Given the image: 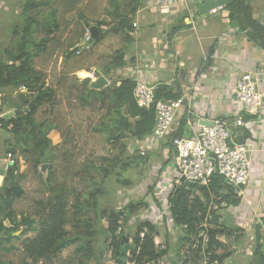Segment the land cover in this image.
I'll return each instance as SVG.
<instances>
[{"label": "crops", "instance_id": "obj_1", "mask_svg": "<svg viewBox=\"0 0 264 264\" xmlns=\"http://www.w3.org/2000/svg\"><path fill=\"white\" fill-rule=\"evenodd\" d=\"M29 1L0 0V31L1 29L6 31L10 27L11 37L16 39L20 36V20L25 17L26 23L22 27L24 34L20 36L21 41H24L30 17L32 23L30 48L39 44L44 37H48L47 48L41 51L42 54L32 50L35 53L34 67L45 74L48 85H52L47 79L53 71L49 69L52 64L38 65V62L42 61L39 57H59L60 77H75L79 72L88 75L92 70L101 75L104 74L103 69L111 62V57L109 58L107 54H113L124 45L113 48L114 42L118 40L110 37V30H118V26L115 28L117 24L113 23L112 29L106 26L104 31L107 33L105 32L104 38L95 46L91 45L88 53L84 50L80 54L68 56L74 47L83 44L85 37L82 35L84 33L82 27L79 28L80 32H75V25L78 24L77 19L73 20L75 10L52 8L49 16L45 18L44 8L48 2L45 4L46 0H35L36 4L40 5L29 10ZM211 1L214 0H140L134 20L138 22V28L130 32L133 38L129 45L132 55L124 58V65L121 68L112 71L111 79L104 74L109 80L108 85L117 77H129L135 81L142 80L156 88L162 84H179L182 91L190 85L194 87L192 102L194 113L188 116L186 111L181 109L177 123L165 141L129 140V144L134 145V148H130L133 161L138 165L148 164L154 167V171H160L165 183L161 182L160 178L156 180L159 173L155 172L150 177L153 182L147 181L143 183L144 187L147 185L145 188L140 184L131 190L130 194L136 192L137 196L141 197L130 198V195H125L127 201H124L125 199L120 201V204L125 206L131 202L139 204L138 210L129 215L131 219L125 221L124 228L127 231L125 235L133 240L136 229L148 223L154 226L157 249L159 251L166 249V253L156 259L161 261L160 264H186L183 256L187 246L180 240L182 231L171 217L170 209L157 220L164 204H171L169 197L176 191V185L180 184L185 189L191 187L187 182L180 180L176 165L174 169H163V166L172 159L176 164L175 148L169 141L184 116L188 124L182 136L193 134L197 129L195 123L197 119L210 122L217 118H225L231 124L236 116H240L244 125L241 127L231 125L235 139L258 142L259 150L252 154L253 165L249 181L244 186L245 193H238L242 199L240 204L230 205L221 215L222 223H225L233 235L222 238V242L225 241L223 243L225 249L220 250L230 253L224 264H261L255 251L260 247V251L264 253V110L259 114L260 117L251 116L242 110L234 95L235 81L246 71L257 72L264 88V0H229V3L224 4V10L218 13H210V9L218 4H214L210 9L205 8L202 12L201 7ZM239 1L242 4H237ZM79 13L80 16L81 12ZM7 17L13 18L11 25ZM85 21L80 22L84 23L83 27L87 29ZM47 22L50 23L46 24ZM87 22L97 25L90 19ZM8 36L9 34H4V38H11ZM115 36L122 37L118 32ZM11 44L10 39L8 44H2V53H5L6 59L11 57L8 53ZM51 47L54 50H51ZM49 50L51 54H46ZM68 50L70 51L67 52ZM78 56L83 60L79 61ZM83 77L85 76H82V79ZM52 86L57 90L60 81ZM1 95L0 105L3 96L11 103L18 101V90L12 87L3 88ZM3 109L5 110L3 113L10 110L16 112L14 107L3 106ZM1 140L4 141L3 138ZM140 149H144L146 154L140 155ZM195 187L196 185L191 188ZM143 190L146 192L142 193ZM165 190L166 192H163ZM197 193L199 194L198 190ZM159 195L161 197L164 195L165 199L159 200ZM145 222L147 224H144ZM129 229L132 232L129 233Z\"/></svg>", "mask_w": 264, "mask_h": 264}, {"label": "trees", "instance_id": "obj_2", "mask_svg": "<svg viewBox=\"0 0 264 264\" xmlns=\"http://www.w3.org/2000/svg\"><path fill=\"white\" fill-rule=\"evenodd\" d=\"M49 1L46 0L44 3L46 4ZM139 1L110 0L112 8H109L107 12L113 23L118 26L117 31L113 29L111 31L121 34L124 38V45L114 52V55L111 56V62L102 71L109 79H111L113 70L124 65L127 48L133 40L130 32L134 29L133 23ZM237 4L240 5L242 2L239 1ZM39 5L40 3L36 4L35 0H30L29 10ZM79 17L82 22L89 21L84 14ZM30 20L29 17L26 40L13 47L11 46L8 49L11 57L0 60V96L2 97L3 88L12 87L18 90L17 102H9L6 96L2 98L0 114L5 111L3 106L14 107L16 113L10 120L3 121L0 127L1 130L8 132L11 137L16 138L14 143H11V137L6 138L9 146L6 147V154L8 152L15 154L20 147L26 152L33 150L36 154L33 169L40 173L41 165L54 158L52 153L53 144L51 139L48 138V134L56 126L49 123L48 119H37L36 114L41 106L54 103L57 90L54 86L48 85L45 74L34 67L35 53L30 48L32 25ZM82 22L80 23L84 29V33H82L84 36L86 28L83 27L84 23ZM96 24L100 28L101 36L95 41L99 42L107 33L104 31L106 30L104 26L109 25L107 19L100 20ZM48 41V37H44L35 46L40 51H44L47 48ZM70 83L71 87H75L79 91L77 98L81 105L89 107L92 101L97 102L98 109L106 112L103 116L104 121L96 130L107 132V140L111 143L121 144L122 154L127 153L128 149L134 148V145L129 144L130 139H143L152 134L156 122L155 107L142 108L137 104L134 97L136 81L132 78L117 77L103 89L89 88L82 83V79L77 77H72ZM60 85H63L62 81ZM22 86H25L27 91H22ZM182 94V87L179 84H162L156 89L157 99H178ZM187 124L186 116L182 117L179 128L172 133L171 139L175 136H181L185 132ZM169 144L172 145L171 140ZM129 153L131 152L129 151ZM134 159L137 160L135 157ZM105 161L107 164L103 165L90 162V165H87L84 170L87 174L91 172L89 170H93L99 177L98 179L92 173V179L99 187L90 193L92 203L87 205L79 199L77 203L72 204L73 192L71 185L67 180L61 183L54 182L53 173L51 174L50 171V175L46 180V187L50 192L47 210L38 225H34L35 220L28 216H22L18 221L13 208L14 200L20 198L24 193L23 188L17 182L18 173L14 172V169L18 170L19 163L10 170L5 176L3 185L0 186V264H14V262L6 263L1 260V249L3 244L11 242L15 237L14 233L21 229L22 234L26 237L22 241L20 264H39L40 262L42 264H72L73 259L63 257L62 253L74 244H76L74 253L79 259L78 264H86L92 259L98 261L95 262L96 264H102V259L109 252L116 258L121 257L124 245L122 235L127 233L124 228L125 221L128 220L130 214L138 210L139 204L131 202L130 205H127L128 207L120 210L100 206L99 197L108 192L106 183L109 179L116 175V183H125L126 181L121 179L123 178L122 174L127 172L130 167V163H124L120 157L112 162L108 158ZM118 161L122 164H120L121 168L116 170ZM84 171L78 173L74 168L67 169V173L71 172L74 178L83 174ZM68 174H65L66 178H68ZM169 200L171 203V217L175 224L181 228L180 240L187 246L183 256L185 263L199 264L200 257L198 253L202 247L200 245L196 252L192 246L197 239L202 242L199 234L205 231L209 238L206 251L212 252V256L208 259L218 261V264H224L230 253L220 250L225 249L222 238H229L233 235V232L225 226L224 222L222 223L221 215L224 214L223 210L230 205L237 206L240 204L242 199L236 189L228 185L224 177L216 173L205 184H197L195 188L185 189L181 187L177 189ZM72 206L76 208L75 213L81 214L83 208L92 210L95 213L94 217L84 218L83 220L70 219L69 211ZM124 212L127 214L126 217H124ZM6 220H9L11 225H7ZM103 220L107 222V226L103 225ZM81 223L83 224L81 225ZM144 224H147V222ZM149 225V223L145 225L149 228V232L145 237L141 239L139 236H135L131 244L128 259L135 264H149L166 253V249L160 251L157 249L155 227ZM81 226H85L86 231ZM101 234L106 235V240L104 242L105 250H102L99 258L97 257V244L101 240ZM258 248L255 252L259 255L261 264H264V253L260 251V247ZM257 251H260V253Z\"/></svg>", "mask_w": 264, "mask_h": 264}, {"label": "rangeland", "instance_id": "obj_3", "mask_svg": "<svg viewBox=\"0 0 264 264\" xmlns=\"http://www.w3.org/2000/svg\"><path fill=\"white\" fill-rule=\"evenodd\" d=\"M56 7L59 10H75L76 15L73 20L77 19L76 22L78 23L75 25L76 33L80 32L79 28L82 27L80 23L79 12L87 16L90 20L95 23H98L100 20L107 19V23L109 25L108 27L109 29H112V26L110 25H112L113 21L107 12L109 8H112L110 0H50L48 2V5H46L44 8L45 12L43 15L45 16V18L49 16L50 12L52 11V8L56 9ZM7 18L8 23L11 25V21L13 20V18ZM20 21L21 23H19V34L20 36H22L24 34L22 27L25 26L26 23L25 17H23ZM4 34H9L8 37H11L12 28L8 27L6 31L2 29L0 31V36L2 37L0 38V60H6L5 53H2L3 43L8 44V40L10 39V44L12 42L11 46L13 47L16 44H19L22 40L20 36L16 39H14L13 37L4 38ZM115 35L116 32L111 31L110 37L113 39H118L116 42H114L113 48L124 44L122 37L119 38ZM39 36L41 35L39 34ZM96 44L97 42L95 41L91 45L95 46ZM32 50L34 52L42 54V52L38 48H36L35 45L32 46ZM51 50H54V48L51 47ZM51 50H49V52H47L46 54H51ZM56 52L57 50L55 49V53ZM88 52V50L85 51V53ZM109 54L111 56L114 55V53ZM109 54L107 55L110 58L111 56ZM131 55L132 50L131 46H129L125 57H131ZM39 58L42 61L38 62V65H45L48 63L52 64V66H49V69L53 71L51 72V74H49V77H47V79H49V83H51L52 85H56L58 81H62L63 84L57 88L58 93L54 103L41 106L38 113L36 114L37 119H48L47 121L49 123H53L54 126H56L48 134V138L51 139V142L53 144L52 153L54 155V158L48 161L50 163V166L47 169V178H45L41 171L40 173H38L33 169L34 158L36 155L33 150L26 152L21 147L17 149L15 153L19 163L17 182L24 190L23 195L20 198H16L14 200L13 208L17 214L18 221H20L22 216H28L32 217L35 220L34 225H38L41 217L45 214L47 210V201L50 192L46 187V180L50 175V171L51 174L53 173L54 182L61 183L62 181L64 182L66 180L69 182V185H71V190L73 192L72 204L77 203L78 199L81 202L85 203V205L92 203L90 193L99 187L95 184V181L92 179V173L96 175V177H98V175L93 170H89L91 172L88 174L84 170L87 165H90V162L96 165L107 164V162L105 161L106 158L110 159V161L112 162L117 159V157H120L124 163L129 162L130 167L127 172H124L122 174L123 178L121 179H124L126 181L125 183H116V175L115 177L113 176L111 179H109V181L106 183L108 192L99 197L100 206L107 209H125L128 206L121 205L120 201H122L123 199H125L124 201H127L125 195H130V198H133L134 196L141 197L137 196L138 193L136 192L133 195L130 194L132 193L131 190H134V188L136 189L135 186L137 185L139 186L141 184V186H143V183L147 181L148 183L153 182L150 177H152L153 174H155L156 172L154 171V167L148 164L138 165L136 162L133 161L132 155L131 153H129V149L127 153L122 154L121 144L111 143L107 140V132H98L96 130V128H99L101 126V123L104 121L103 116L106 114V112L104 110L98 109L97 102L92 101V104L89 107L81 105L79 99L77 98L79 91L77 90V88L71 87L70 82L72 79L71 77L73 76L69 77L68 79H66L67 76L65 78L60 77L58 70L59 57ZM51 60L52 62H50ZM78 60L82 61L83 59L78 56ZM43 61H46V63H43ZM70 63L72 64V62ZM82 76H85V72H79L77 75H75V77L79 79H82ZM8 137H11V135L6 131L1 130L0 127V157H6L7 155L6 147L9 146L8 143H6V138ZM1 138H3L4 141H2ZM11 138V143H14L16 138L14 139L13 136ZM22 143L23 145H25L24 142ZM25 146L27 147V145ZM120 164L122 163H119L118 161V166L116 167V170H119L121 168ZM175 165V161L174 159H172L167 165L163 166V169H174ZM68 168H74L76 171H78V173H80V171H84V173L74 178L71 172L69 174L67 173ZM156 173H159L156 180L160 178V181L165 183V180H163V174L160 175V171H157ZM65 174H68V178L65 177ZM145 187L143 186V188ZM181 187L182 185L180 186V184H178L176 185L175 189L177 190ZM144 192L146 191L143 190L142 193ZM163 192H166V190ZM144 199L145 198H142V200ZM75 209L76 208L74 206L70 208V219L78 218L80 220H83L84 218L94 217L95 213L92 210H87L86 208H83V212L80 214L75 213ZM130 219L131 216L128 218V220ZM5 223L7 225H11L9 220H6ZM82 224L83 223H81V225ZM103 225L107 226V222L105 220H103ZM81 228L86 231L85 226H81ZM130 232H132L131 229H129V233ZM14 236L15 237L12 239L11 242H6L3 244V247L1 249V260L6 263L14 262V264H20L22 241L25 239L26 235L22 234L21 229L16 231L14 233ZM105 237V234H101V240H99V243L97 244V257L100 256L102 250H105ZM75 247L76 244L66 248L62 253L63 257H71L73 259L72 264H78L79 262V259L74 253ZM115 260L116 257H114L112 253L109 252L105 255L101 262L102 264H116ZM95 262L98 261L96 259H92L86 264H96ZM39 264H42V262H40Z\"/></svg>", "mask_w": 264, "mask_h": 264}, {"label": "built area", "instance_id": "obj_4", "mask_svg": "<svg viewBox=\"0 0 264 264\" xmlns=\"http://www.w3.org/2000/svg\"><path fill=\"white\" fill-rule=\"evenodd\" d=\"M224 8V4H218L210 9V13H218ZM133 26L138 28V22L134 21ZM106 28L104 26V29ZM90 40L91 34L87 28L83 40L85 45L80 47L76 53L80 54L84 50H89L92 44L88 43ZM77 46L81 45L78 44ZM88 76L96 79L99 74L96 70H92ZM21 89L22 91H27L25 86H22ZM156 89L155 86L149 85L142 80L136 81L134 97L137 104L142 108L154 106L156 110V122L153 132L143 138L142 141L145 139V141H165L167 135L177 123V117L181 109H184L188 116L194 113L192 103L194 87L192 85L183 90L180 98L172 100L157 99ZM234 95L241 104L243 111L251 116L260 117L259 114L264 110V88L261 86L257 72L246 71L240 74L235 81ZM211 122L213 125L208 126L202 123L200 119H197L195 121L197 129L194 130L192 135L175 136L171 139L176 152V168L180 174V180L195 183L196 185L205 184L214 174L218 173L224 177L228 185L236 189L238 193L244 194V186L249 181L253 165L252 154L259 150V144L255 141H238L235 139L231 125L234 127L243 126L244 121L240 116H236L231 124L225 118H217ZM145 154V150L140 149V155ZM4 160L5 165L3 168L7 175L18 164V160L12 152H8ZM14 172L18 173V170L14 169ZM158 198L159 200H161L160 198L165 199L164 195L162 197L159 195ZM170 207L171 204H164V208L157 220H160L169 211ZM124 216H127V214L124 213ZM148 232L149 228L145 226L141 229H136L135 236L143 239ZM199 238H202V242L197 239L192 246L196 252L200 245L202 247L198 253L200 257L199 264H218V261H210L208 259L212 256V252L206 251L209 241L207 233L202 231L199 234ZM223 242L225 241L223 240ZM130 243H133L132 239H130ZM152 262L149 264H160L161 261L154 260ZM128 264L135 263L128 259Z\"/></svg>", "mask_w": 264, "mask_h": 264}, {"label": "water", "instance_id": "obj_5", "mask_svg": "<svg viewBox=\"0 0 264 264\" xmlns=\"http://www.w3.org/2000/svg\"><path fill=\"white\" fill-rule=\"evenodd\" d=\"M229 3V0H214L211 1L210 3H207L205 5H203L201 7V11H205V8H211L214 4H227ZM207 10V9H206ZM85 24L87 26V28L90 31L91 34V40L88 43H93L96 39L100 38L101 36V32H100V28L97 25H91L90 23H88L87 21H85ZM115 28H117V25H115ZM85 44L81 45V46H76L74 47L69 53V55H72L74 53H76L80 47L84 46ZM82 83L85 86H88L89 88H94V89H103L106 86H108L109 84V80L107 79V77L104 74L99 75L96 79H92L91 76H86L82 79ZM15 111L10 110L6 113H3L0 115V124L3 121H7L10 120L14 115H15ZM202 123L208 125V126H212L213 123L210 121H201ZM4 165H5V160L4 159H0V186L3 185L4 183V179H5V171H4ZM50 163L46 162L43 163L40 167V171L43 173V175L45 176V178H47V169L49 168ZM187 184H189L191 187L195 186V183H191V182H187ZM122 242H123V255L121 257L116 258L115 263L116 264H128V260H127V256L129 254L130 248H131V243H130V237L127 235H122Z\"/></svg>", "mask_w": 264, "mask_h": 264}, {"label": "bare ground", "instance_id": "obj_6", "mask_svg": "<svg viewBox=\"0 0 264 264\" xmlns=\"http://www.w3.org/2000/svg\"><path fill=\"white\" fill-rule=\"evenodd\" d=\"M88 76L87 73H85V77Z\"/></svg>", "mask_w": 264, "mask_h": 264}, {"label": "flooded vegetation", "instance_id": "obj_7", "mask_svg": "<svg viewBox=\"0 0 264 264\" xmlns=\"http://www.w3.org/2000/svg\"><path fill=\"white\" fill-rule=\"evenodd\" d=\"M82 73V72H81Z\"/></svg>", "mask_w": 264, "mask_h": 264}]
</instances>
